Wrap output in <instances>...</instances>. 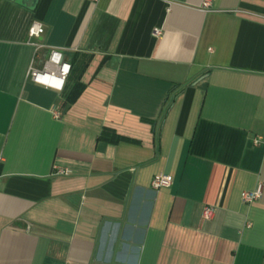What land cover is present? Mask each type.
Here are the masks:
<instances>
[{"label":"crops","instance_id":"0c3cea01","mask_svg":"<svg viewBox=\"0 0 264 264\" xmlns=\"http://www.w3.org/2000/svg\"><path fill=\"white\" fill-rule=\"evenodd\" d=\"M204 1L0 0V264H264V0Z\"/></svg>","mask_w":264,"mask_h":264},{"label":"built area","instance_id":"2783aa9c","mask_svg":"<svg viewBox=\"0 0 264 264\" xmlns=\"http://www.w3.org/2000/svg\"><path fill=\"white\" fill-rule=\"evenodd\" d=\"M168 5H171L175 0H165ZM210 7L209 0H205L202 8L208 9ZM44 32L43 26L38 22H32L27 30V36L29 39H37ZM154 36H159L160 31L154 30ZM70 64L65 62L62 58L61 52L58 50H50L49 56L44 63L42 70H37L31 68L29 75L34 83L53 88L55 90L61 91L63 89L64 83L70 74ZM257 143V142H255ZM58 175H68L69 172L66 170H58L56 172ZM173 178L169 174H158L154 176L151 180V188L154 191H158L162 188H168L172 184ZM263 186L261 182H258L253 190L243 192L241 194V201L245 205H251L259 201L262 197ZM213 215L212 208H204L202 211V217L204 219H210Z\"/></svg>","mask_w":264,"mask_h":264},{"label":"trees","instance_id":"16d2710c","mask_svg":"<svg viewBox=\"0 0 264 264\" xmlns=\"http://www.w3.org/2000/svg\"><path fill=\"white\" fill-rule=\"evenodd\" d=\"M70 67L72 69V66L70 64ZM85 67V66H84ZM84 67L79 71V73L77 74V78L75 80V85H74V91L69 93V94H66L65 95V103L70 105L72 102L75 101V99L77 98V96L79 95V93L81 92L82 90V86L81 84L79 83V77L84 69ZM70 73H71V70H70ZM70 75V74H69ZM69 77V76H68ZM67 80V79H66ZM101 138H103L104 140H107V141H110L112 143H115L117 142L119 139L116 138L113 134H110L109 131H103L102 132V135H101Z\"/></svg>","mask_w":264,"mask_h":264},{"label":"water","instance_id":"95a60500","mask_svg":"<svg viewBox=\"0 0 264 264\" xmlns=\"http://www.w3.org/2000/svg\"><path fill=\"white\" fill-rule=\"evenodd\" d=\"M16 3H20V0H16Z\"/></svg>","mask_w":264,"mask_h":264}]
</instances>
